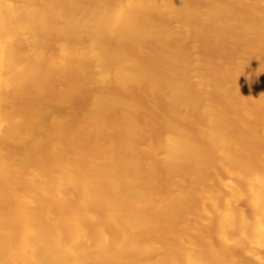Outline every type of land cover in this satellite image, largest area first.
<instances>
[{"label":"bare ground","instance_id":"1","mask_svg":"<svg viewBox=\"0 0 264 264\" xmlns=\"http://www.w3.org/2000/svg\"><path fill=\"white\" fill-rule=\"evenodd\" d=\"M0 264H264V0H0Z\"/></svg>","mask_w":264,"mask_h":264},{"label":"rangeland","instance_id":"2","mask_svg":"<svg viewBox=\"0 0 264 264\" xmlns=\"http://www.w3.org/2000/svg\"><path fill=\"white\" fill-rule=\"evenodd\" d=\"M189 43H190L191 47L193 46L192 50H193V52H195L196 49H197V48L194 47L195 44H196V41L190 40ZM155 101H156V104H157L158 108L161 109L163 107V103H164L163 98L161 96H156ZM145 103H146V101H145ZM84 105H85V100L82 97L78 96V97L74 98V100H73L74 108L80 109V108L84 107ZM148 112H149V109L146 108L145 114L147 115ZM150 123L151 122L148 119L144 121V124H145L146 127L150 126ZM159 134H161V133H157L156 132L153 135L147 136L145 139H143L142 143H148V142L156 140L157 137L159 136ZM159 173H161V170L159 171ZM240 207L244 210V212L246 214H248V215L251 214V209L247 206V204L245 202H241L240 203ZM249 261L254 263L253 259H249Z\"/></svg>","mask_w":264,"mask_h":264}]
</instances>
